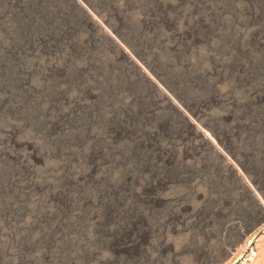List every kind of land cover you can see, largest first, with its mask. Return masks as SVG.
<instances>
[{"label":"rangeland","instance_id":"374dc122","mask_svg":"<svg viewBox=\"0 0 264 264\" xmlns=\"http://www.w3.org/2000/svg\"><path fill=\"white\" fill-rule=\"evenodd\" d=\"M64 1L86 16L85 31L73 38L79 48L76 50L68 44L61 48L58 42L48 45L46 41L41 45V52L47 57L44 68L40 74L32 71L31 79L45 81L49 75L56 74L65 84L63 79L70 61L84 64L80 60L86 54L81 53L83 47L94 53V44L107 40L120 48V60L157 92V102L148 113L150 122H156L151 130H143L141 135L128 128L118 134L115 130L112 132L116 134L114 139L133 138L138 149L148 153L136 177H127L118 187L120 192L126 188L130 203H119L118 210L114 211V206L99 199L103 205H99V216L89 217L84 224L86 235L94 238L93 250L72 251L84 255L75 257L73 264L81 260V264H264V167L256 171L241 152L248 129L241 119L236 120L229 112L231 103L226 81L216 73L219 69H214L213 76L218 78V100L211 106L184 107L161 84V75L156 72L155 64L160 60L192 62L210 51V38L205 40L212 15L206 6L209 0H154V13H142L135 6L128 10H105L91 9L83 0ZM250 9L246 14L251 18L250 24L240 38L249 31L250 47L264 60V31H255L261 10L256 4ZM127 21L140 24L145 38L153 37L154 42L145 53L134 46L131 50L121 40L127 39L123 34ZM28 54V58L34 56L35 49L29 48ZM238 77L248 84L251 74L242 67ZM88 95V101L95 100V93ZM238 102L242 109L252 106L248 113L252 109H264V89L240 96ZM213 118H220L231 125L230 128L209 129ZM103 158L100 153L86 155L85 166L77 167L72 181L65 184L68 188H80L53 194L52 188L61 176L60 157L43 147L41 138L24 122L0 125V162L19 169L30 181L27 208L11 218H0V246L12 243L11 251L28 256L26 261L20 260L17 264H31L41 256L39 264H61L55 255L57 245L78 229L70 227L78 218L77 206L89 204L85 189L92 188L101 179L102 167L106 164ZM71 162L77 164L76 160ZM217 178H226L236 190L243 189L241 200L258 210V220L252 229L240 228L232 216V204L214 197L208 185ZM37 204L41 205V211L32 215L31 209ZM55 211L61 216L49 217ZM49 218L54 223L45 238L37 229ZM21 240L25 241L22 248ZM249 250L255 251V256L244 263L241 257ZM10 258L15 260L14 255Z\"/></svg>","mask_w":264,"mask_h":264},{"label":"trees","instance_id":"16d2710c","mask_svg":"<svg viewBox=\"0 0 264 264\" xmlns=\"http://www.w3.org/2000/svg\"><path fill=\"white\" fill-rule=\"evenodd\" d=\"M83 1L91 9L128 10L135 6L142 13L155 12L154 0ZM254 4L261 10L255 31H264V0H209L206 6H209L208 13L212 15L205 40L210 38V51L192 62L160 60L155 66L156 72L161 75V84L184 107L193 104L211 106L213 101L218 100V78L213 76V70L218 68L216 73L226 81L224 84L229 89V112L236 120L241 119L248 129L244 133L241 152L253 169L260 171L264 167V109H252L248 113L252 106L242 109L238 102L240 96L264 89V60L250 47L252 39L249 31L244 38H240L250 24L251 18L246 14L251 12ZM85 17L84 12L64 0H0V125L24 122L41 138L43 147L60 157L61 176L52 188L53 194L80 188H68L65 184L72 181L77 167L85 166L86 155L103 154L106 163L102 167L101 179L92 188L88 186L85 189L89 204L77 206L78 218L70 227L78 229L57 245L55 255L61 264H73L75 257L84 256L82 252L75 254L72 251L93 250L94 238L86 235L84 224L89 217L99 216V205L103 206L100 198L114 206V211L118 210L119 203H130L126 188L120 192L118 187L127 177H136L148 153L140 151L133 138L114 139L116 134L112 135V132L115 130L118 134V131L128 128L137 130V135H141L143 130H151L156 124L150 122L148 114L157 102L156 88L120 60V48L112 41L96 42L94 53L83 47L81 53L85 51L86 54L80 60L84 64L70 61L63 79L65 84L56 74L49 75L45 81L31 79L32 71L40 74L44 68L47 57L41 52V45L46 41L48 45L58 42L61 48L67 44L76 50L79 48L73 38L85 31ZM142 33L140 24L127 21L123 31L127 39L121 40L130 49L134 46L145 53L154 39H147ZM29 48L35 49L31 58H28ZM242 67L251 74L248 84L238 77ZM90 92L95 93L93 101L87 100ZM60 100L72 103L66 105ZM82 101L87 103L84 105ZM154 119L157 120L155 116ZM210 125L209 129L217 130H228L231 126L220 118L210 119ZM59 130L64 132L59 133ZM72 160H76L77 164ZM27 185L30 181L19 169L0 162V218H11L27 208L30 195ZM208 187L217 200L232 204V216L240 228L250 230L255 226L258 210L241 200L243 189L236 190L226 178L214 179ZM39 210L41 205L37 204L31 209L32 215H38ZM53 214L58 218L61 216L59 211H55L49 217ZM53 223L52 219H46L37 229L40 236L48 237ZM238 231V228L234 230L236 235ZM24 243L21 240V248ZM11 245L0 246V264H17V261L27 260V254L11 251ZM12 255L15 256L14 261L10 258ZM42 259L43 256L38 257L31 264H39ZM81 261L75 264H81Z\"/></svg>","mask_w":264,"mask_h":264},{"label":"built area","instance_id":"2783aa9c","mask_svg":"<svg viewBox=\"0 0 264 264\" xmlns=\"http://www.w3.org/2000/svg\"><path fill=\"white\" fill-rule=\"evenodd\" d=\"M255 256V251L249 250L244 256L241 257L242 262L246 263Z\"/></svg>","mask_w":264,"mask_h":264}]
</instances>
